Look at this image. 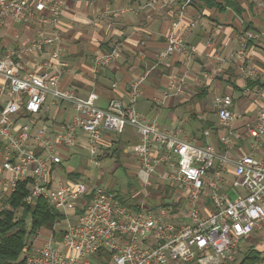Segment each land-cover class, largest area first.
<instances>
[{"label":"built area","instance_id":"built-area-1","mask_svg":"<svg viewBox=\"0 0 264 264\" xmlns=\"http://www.w3.org/2000/svg\"><path fill=\"white\" fill-rule=\"evenodd\" d=\"M62 10L63 0H0V27L10 18L32 34L0 52V195L26 183L27 204L43 199L65 215L42 243L25 247L20 264H235L240 243L264 228V155H256L264 139V88L257 93L262 106L240 126L243 115L233 109L232 96L216 94L219 131L204 130L206 141L180 138L177 128L136 111L144 76L129 82L127 102L112 97L105 107L93 91L80 97L61 86ZM176 26L162 56L190 52ZM47 48L50 59L41 58ZM121 53L118 44L97 53L95 68ZM184 86L183 76L171 80L176 94ZM126 127L138 136L132 148L144 183L151 174L167 179L181 192V210L159 204L132 209L106 186L56 176L62 152L76 146L99 166L109 133ZM212 134L215 143L208 140ZM240 140L248 147H239Z\"/></svg>","mask_w":264,"mask_h":264},{"label":"crops","instance_id":"crops-1","mask_svg":"<svg viewBox=\"0 0 264 264\" xmlns=\"http://www.w3.org/2000/svg\"><path fill=\"white\" fill-rule=\"evenodd\" d=\"M237 2L238 12L228 7L220 11L199 0H63L60 59L66 66L62 69L61 86L80 97L93 91L98 95L96 104L105 107L112 97L127 102L129 82L144 76L136 111L146 120L155 119L159 126L177 128L180 138L201 141H206L204 130L219 131L214 97L230 94L233 109L243 115L236 122L240 126L262 106L257 93L264 88L260 87L264 83V0ZM173 22L190 52L162 56ZM29 32L23 23L6 19L0 27V52L26 42L32 36ZM116 44L121 48L120 56L95 68L94 56L111 51ZM51 49L47 48L41 58L50 59ZM26 67L31 65L27 63ZM178 75L183 76L185 85L180 94L170 87ZM247 81L257 84L248 87ZM113 82L117 83L116 88L111 87ZM188 105L194 106L196 113L187 112ZM148 110H156L154 117H146ZM126 128L124 138H120L130 141L136 134L132 127ZM208 140L215 143L216 135ZM238 146L245 148L248 143L240 140ZM256 155H264V139ZM262 231L264 228L240 243L235 250V264H241L251 249L264 257ZM37 239L39 245L46 238Z\"/></svg>","mask_w":264,"mask_h":264},{"label":"rangeland","instance_id":"rangeland-1","mask_svg":"<svg viewBox=\"0 0 264 264\" xmlns=\"http://www.w3.org/2000/svg\"><path fill=\"white\" fill-rule=\"evenodd\" d=\"M10 47H13V45ZM185 110L191 113H196L197 111L192 105L185 107ZM155 112L156 110H148V113H145V115L148 118H152ZM157 118L156 120L159 121L160 119ZM131 129L134 130V134L136 135L130 141L121 139L125 136L124 132L119 134L114 132L109 133L110 142L102 146V156L99 166L95 167L88 163V153L85 149L75 147L62 152L63 156L67 159H63L62 163L58 165L55 173L57 174L56 176L66 178L67 172H80L81 177L79 180L88 181L89 184L106 186L112 191L122 193L125 196V203L152 207L164 201L168 203V206H171V209H173L172 204L175 203L177 209L181 210L183 207L181 192L175 185L170 184L167 179L157 177V174H151L149 176L150 184L144 183L143 178L139 174L138 156L132 148L137 142L138 136L135 129ZM121 141L123 142V146L121 145ZM132 143L134 144L131 145ZM114 149H116L115 152L113 151ZM56 226H63V222L58 221ZM40 231L38 237L36 236L31 239L29 242L30 246L38 244L37 238L44 240L48 236L50 229L42 228Z\"/></svg>","mask_w":264,"mask_h":264},{"label":"trees","instance_id":"trees-1","mask_svg":"<svg viewBox=\"0 0 264 264\" xmlns=\"http://www.w3.org/2000/svg\"><path fill=\"white\" fill-rule=\"evenodd\" d=\"M208 7H216L220 11L226 7L231 8L234 12L240 10L237 0H199ZM257 84V83H256ZM255 83L247 81V86L252 87ZM264 87V83L260 84ZM123 146V142L121 141ZM221 147V146H220ZM114 152L116 149L113 150ZM80 172H67L66 178L80 179ZM115 198L118 202L127 205L129 208L135 209L136 204L125 203L124 195L117 191ZM27 195L26 183H20L15 190L6 197H0V264H20L22 253L29 245L31 239L37 236L40 229L52 230L57 222H64L65 215L54 209L43 199H38L34 205L25 202ZM159 205L168 207V203L164 201ZM172 211H176L177 206L172 204ZM60 236V233L57 234ZM264 261V257L260 252L250 250L246 254V258L241 264H255Z\"/></svg>","mask_w":264,"mask_h":264}]
</instances>
